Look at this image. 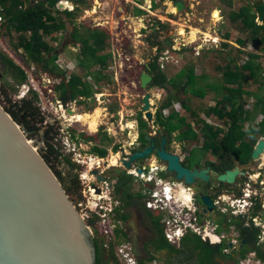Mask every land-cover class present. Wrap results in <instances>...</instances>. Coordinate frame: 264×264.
Here are the masks:
<instances>
[{
    "label": "rangeland",
    "instance_id": "1",
    "mask_svg": "<svg viewBox=\"0 0 264 264\" xmlns=\"http://www.w3.org/2000/svg\"><path fill=\"white\" fill-rule=\"evenodd\" d=\"M40 1L41 0H39V2ZM149 1L150 3L147 4L145 0H85L81 7H75L71 0H63L61 2L63 6L60 4L58 8L62 11L61 18L64 22H67V28L58 34L59 40L53 42L55 51L46 56V59L49 60L57 54L54 63L58 66V70H53V64H49L45 67L44 64L27 63L24 50H17L14 46V44L17 43V36L14 38L8 33H5L4 21L2 20L0 23V52L2 51L4 54L8 55L19 67H21L26 73L27 80H32L34 85L39 88L38 107L41 112V117L44 118V122L41 124H36V122L32 123L30 127L33 128L34 131L36 127L37 129L30 135H32V138L42 147L41 153L45 154L48 147L47 143L42 140L40 133L49 127H53V129L56 130L55 139L52 140L51 143L53 145L55 144L53 148L59 152L58 155H61V158L55 166V169L63 173L64 185L66 187L71 186V189H73L71 183L73 181H75L79 187V194H75L72 191L70 198L77 211L80 212V214L84 212V218L94 220V227H96V230L91 228L92 234L94 238L96 237L101 243H104V257L110 261L109 264H128L127 259H124L127 253H130L128 243L133 249L130 256L134 258L137 264H141L139 259L149 260L151 255H153L155 259L153 261H148V264H187L181 260L179 254L175 255L168 251L167 248L157 253L154 252L151 243L153 241L157 242L159 235L156 232L154 234L152 230L153 225L147 223L149 221H146V216L143 219L140 215H134L129 223L126 224L121 222L118 225L123 232L125 234L128 233L132 239L129 240L128 237L122 238L126 241L121 244L118 243L119 241H116L113 217L106 216L104 218H98V213L94 212V215L87 213L88 207L91 210V205L97 203L95 207L99 208L100 202L99 200L93 199V197L91 198L90 194L87 193L88 189L86 188V184L91 183L92 178H95L94 176H96V174H100L101 171L105 170H91L88 167L91 163H95V169L103 167L105 161L101 160V158H105L104 160L108 162L105 165L111 162V164H113L114 159L116 160L114 156L118 155L119 157L117 160L118 163L120 162L119 159L122 157L123 152L128 150L129 146L132 145L131 143L139 137L136 118L138 115L140 117L143 113V99L148 91L153 94V111L157 114L158 109L162 107L168 99V91L177 89L175 86L178 85L182 79H186L187 75L191 73L192 70H194L196 76L205 74L207 77L204 80L205 82L212 79L217 80V83L225 81L227 72L224 69L226 67L217 70V68H215V63H212V60L216 57V54H214L215 52L219 54V50L229 52L231 56L237 60L238 64L243 65L244 62L251 57L248 52L254 51L258 53L261 52V57L257 59L262 63V68L260 69L261 73H259L258 76L260 80L256 82V79H251L250 85L245 86L250 90V93L246 92L244 94L246 100L244 104L247 108H252L254 103L259 99V96L264 97V85L262 84L264 81V49H256L254 41L251 40H248L247 44L240 43L237 40L235 32L230 38L225 37V34L229 31L232 12H238L245 4H255L256 0H236L233 7L225 6L221 0H186L188 7L183 12L173 10L174 8L177 9L175 6L177 0H165L163 2L158 0L156 3H153L151 0ZM36 3V0H34V4L32 5L26 3V7L36 5ZM75 8H78V12H76L77 18L74 24L70 25L64 11L73 10ZM217 9L220 10L218 17L214 14V11ZM3 10L0 8L2 15ZM259 21L262 23L261 20ZM81 25H86L91 28H101L107 31L111 37L110 41H108L109 49L107 50L109 52L108 54L112 55L110 62L111 66L105 70L97 66L103 73L107 74L108 80L104 81L101 86V93L97 94L94 98H72L70 97L71 91L68 89L65 95L66 102H63L61 101V89H59L58 86L63 83L66 85L72 74L81 75L84 77V80L92 81L91 76L85 77V70V72L79 70L80 63L85 60V56L81 53L83 44L71 38L74 33V28H79ZM166 37H169L173 42L172 46L165 44L164 40ZM242 37L248 38V35L242 34ZM64 40H69L70 42H66L65 45L63 44V47L62 42ZM226 44H229V46ZM208 50H214L215 52L211 53V57L206 59L204 57V51ZM101 54L104 53L102 52ZM213 54L214 57H212ZM222 62L225 63L223 60ZM226 62H228L227 59ZM151 65H156L160 71L165 72V75L168 77V82L162 87H151L148 91H145L141 88V75L146 71L147 66ZM3 71V65L0 63V103L5 108L8 104L1 92L3 83L5 82V79L2 77ZM60 71L64 73H60ZM99 78L104 79V76L100 73ZM105 78L107 79V77ZM6 81H8L10 85L16 86L13 78L8 77ZM196 83H198V80ZM209 88L211 87H201L200 91L206 93L203 96L194 94L195 99L193 102L196 104H203L199 110L202 117H204L205 114L203 108L215 105L216 98H219L220 93L223 91L218 87L215 89L211 88V90L208 91ZM20 91H23V94H21ZM31 92L32 90L29 91L26 85L19 86L17 91L13 90L11 87L9 88V96L13 101H18L25 96L32 97ZM177 95L180 101L193 96L191 90L185 94V88L179 91L177 89ZM237 105H239V103H237ZM175 107L177 110L179 109L183 115H189L183 103L178 102ZM259 107L264 108V100ZM98 109L104 112L98 130L103 127L111 134L113 133L112 136L110 134L108 135L110 139H114L113 143V140L109 141L108 138H105V144L107 143L105 145L106 148H102L103 144L100 145L101 143L99 141L102 138H100V136L98 138V131L92 132L90 130V125H88L86 121L70 120L72 119V117H70L72 115L69 111L74 110L76 113L88 112L91 115ZM167 113L168 115L171 114L172 109L171 112L168 110ZM65 115L66 118L64 117ZM143 119L148 120L146 114L143 115ZM191 119L192 118H189V120ZM261 119L262 113H259L257 120ZM154 121L155 122L150 125L152 133H154V135L155 133L165 135V133H163L164 129L161 127L160 123H156V116ZM79 122L84 123L81 124ZM206 122L210 123V118L207 117ZM177 123L179 126H183L182 122ZM213 123H216V121H213ZM218 124L222 126V123L218 122ZM248 125L249 122H245V128ZM194 127L196 131H200L202 125ZM178 133L179 132L176 131V133L172 135L171 147L179 153L183 152V154H187V156L189 154L190 157L186 160H188L191 165L198 162L202 163L203 156L198 149L184 151V144L177 138ZM90 136L95 139L87 140ZM71 138L75 140V143L70 145L69 141L72 140ZM260 138L261 136H259V139ZM187 146L189 145L187 144ZM93 147L94 149L91 150ZM116 147H120L118 152H114ZM96 148L107 149V155L104 157V155L99 154V152L95 151ZM143 161L144 160L139 161L137 165H141ZM259 161L258 163L256 162L253 168L264 166V161L261 159ZM148 162L150 166H157L158 163H161L156 156L152 157ZM248 168L252 167L248 165ZM259 171H263V180H261V184L263 185L262 189L264 194V169ZM85 174L88 176L87 179H83ZM153 175L154 174H152V176ZM258 175L260 174L258 173ZM153 177V183L158 184L157 189L160 192L162 184L168 180L165 181L158 176ZM137 186L138 185L134 186L133 192L137 191V189H141ZM103 187L105 191H109L108 194L111 196V187L109 186L110 190L107 188V185ZM155 187L154 185V188ZM246 188L249 190H251V188L255 189V185H252V187L246 185ZM80 189L83 190V193L80 192ZM125 191L126 194L129 193L128 188H126ZM84 199H86V201H84ZM85 203H87L88 207L83 206V208H81L80 205H84ZM262 204V209L258 210L256 219L254 220L255 226L259 230H262L261 235L264 232V198ZM163 206L175 209L173 203L164 204ZM81 209L82 212L80 211ZM222 209L225 210V208ZM241 210L244 211L243 209ZM151 213L153 217L160 216L161 219L167 214L159 210L151 211ZM96 218L98 219L97 221ZM164 219L166 220V218ZM87 223L88 222H86V224ZM161 223L163 224L162 220ZM246 223H248V221H246ZM146 226H148V228H146ZM201 228H205L204 231L200 230ZM201 228L197 235L201 237L204 243L212 245L213 242L206 236V234L212 230V226L206 222ZM164 229L168 230L170 228L165 226ZM174 230L172 225L169 232L173 236L175 243L169 242L175 248L180 249L182 240L179 236L176 237ZM180 235L182 234L180 233ZM213 239V241H215V238ZM146 243L150 244L147 249L145 248ZM111 246H113L114 256L116 251H121L119 253H121L122 261L117 260L118 258L115 256L117 261L113 262V256L110 253ZM225 252L224 250L223 256L220 254L217 255L218 257L214 258L212 264H232L230 263L232 262L231 260H227ZM244 261L247 262L249 259L246 258ZM251 261H253V259ZM250 264L254 263L251 262Z\"/></svg>",
    "mask_w": 264,
    "mask_h": 264
},
{
    "label": "trees",
    "instance_id": "2",
    "mask_svg": "<svg viewBox=\"0 0 264 264\" xmlns=\"http://www.w3.org/2000/svg\"><path fill=\"white\" fill-rule=\"evenodd\" d=\"M30 1L32 2V0H0V4L4 9V32L14 38L17 36V43H15L14 46L17 50H24L27 63L44 64L45 67L49 64H53V70H58V66L54 63L57 56L49 60L46 59V56L55 51L53 42L58 41V34L67 28V22H64L61 18L62 11L58 8L63 0H41L36 3V5L26 7V3H30ZM71 1L75 7H81L85 2V0ZM156 1L158 0H154L155 3ZM163 1L165 0H161V2ZM221 1L227 7H233L236 3V0ZM76 12H78V8L64 11L70 25L74 24L77 18ZM259 20H261L262 23ZM79 28H74L72 36L76 41L83 44L81 53L85 56V60L80 63L79 70H85V77L91 76L92 81L84 80V77L81 75L72 74L66 85L63 83L58 86V88L61 89V101L63 102H66L65 95L68 89L71 91L70 97L72 98H94L98 93H101V86L104 81L108 80L107 74L103 73L99 68L105 70L111 66L110 62L112 55L108 54L109 52L107 51L109 49L108 41H110L111 38L109 33L98 27L91 28L86 25H81ZM234 32L240 43L247 44V41L251 40L254 41L256 49H264V0H256L255 4H245L238 12H232L229 31L225 34V37L230 38ZM242 34L248 35V38H243ZM226 45L229 46V44ZM1 52L0 63L4 68L2 77L5 79L1 92L8 104V106H5V109L17 123L23 125V127L27 128L29 131L35 132L37 127L34 131L33 128L30 127L31 124L35 122L36 124H41L44 122V118L41 117V112L38 107V93L32 91V97L25 96L18 101H13L11 99L9 96V88L11 87L13 90L17 91L19 86L27 85L26 83L28 80L25 71L8 55ZM102 52L104 54H101ZM214 52V50L204 51V57L206 59L210 58V54ZM219 52L220 54L218 52L214 53L216 57L212 60V63H215V68H217V70L226 67L224 69L227 72L225 81H219L220 83H217V80L212 79L205 82L204 80L207 78L205 74L196 76L194 70H192L191 73L187 75L186 79H182L179 84L175 86L178 91L185 88V94L191 90L193 96L184 99V102H182L189 115L185 116L174 108V105L180 102V99L178 96L172 94L170 99L159 109L157 122L162 124L171 134L178 131L177 138L184 144V149L186 151L190 148L201 147L202 151L206 153L211 147L217 148L224 146L222 148L224 150H229L231 152L233 150H240L243 152V156L251 157L256 145V138L253 137L254 133L257 131L264 135V116L261 120H257L259 113L264 115V108L259 107L264 97L259 96L254 106L252 108H247L244 104L246 101L244 94L246 92L250 93V90L245 86L250 85L251 79H256V82L260 80L258 76L259 73H261L260 69L262 68V63L257 59L261 57V52L249 51L248 54L251 57L248 58L243 65L238 64L237 60L231 56V53L223 52V50H219ZM214 54L212 57H214ZM220 58L225 61V63L222 62ZM226 59L228 62H226ZM150 69H152L150 70L152 74L155 73L152 87H162L168 82V77L165 75V72L160 71L156 65H151ZM60 73L64 72L60 71ZM100 73L104 76V79L99 78ZM8 77L14 79L16 86L10 85V83L6 81ZM105 77H107V79ZM197 80L198 83H196ZM262 84L264 85V81ZM201 87H211L213 89L218 87L223 90L220 93V97L216 98L215 105L203 108L205 113L204 117L199 113L202 107L201 105L203 104H196L193 102L195 99L194 94L202 96L206 94L200 91ZM211 88H209L208 91H210ZM31 90L30 88V91ZM237 103H239V105H237ZM167 108H172V113L169 116H165L164 114ZM141 115V120L143 122V113ZM207 117L210 118V123L206 122ZM189 118L192 119L189 120ZM213 121H216V123H213ZM177 122H182L183 126H179ZM218 122L222 123V126L219 125ZM245 122H249L246 128ZM199 125H202V127L200 131H196L194 126ZM55 133L56 130H54L53 127H49L45 130L46 139L44 141L47 143L48 148L46 149V153L42 154L51 167L52 165L49 162L51 156L53 157V161L56 162L54 166L57 165L61 158V155H58L59 152L53 148L51 143L52 140L55 139ZM144 135L145 134H142L141 138H144ZM106 138H109V136L106 135ZM93 139L95 138L92 136L87 138V140ZM237 141L242 142L241 147L236 145ZM187 144L189 146H187ZM242 145H244V147ZM119 148L120 147H116L114 152H118ZM95 151L104 155V157L107 155V151L104 149L96 148ZM56 170L57 169H55V171ZM56 173L64 184L63 173L59 171H56ZM71 183L73 189H71V186L66 188L64 185L68 194L71 195L72 191L75 194H79L76 182L73 181ZM149 188L152 189L153 186L150 184ZM132 197L133 195L130 191L128 194H126L125 191L122 199L125 201L126 205H130L132 203ZM257 198L261 199L259 196ZM148 214L151 219L154 220L156 218L154 224L158 228L160 234L157 242L153 241L151 243L155 253L167 248L168 251L175 255L179 254L181 260L187 264H212L214 258L218 257L217 255H224L223 251L226 249V244L210 245L204 243L197 233L184 237L181 248H175L164 235L163 229L161 228V217H153L151 211H148ZM257 214L258 210L251 213L253 217ZM99 217L100 215H98V218ZM110 217L112 218L113 215L110 214ZM120 218L125 221L128 215L125 214ZM93 224L94 220L92 219L90 220V225L93 226ZM252 224H254L253 221ZM253 228L255 233L253 234L251 230H248L246 239L248 243L254 245L255 239L257 240L258 229L255 226H253ZM93 229L96 230V227L93 226ZM115 237L116 241H119L118 243L122 244L126 241L122 239L126 238V235L120 227L116 229ZM93 241L97 252L96 264H109L110 261L104 257V243H101L96 237ZM147 243L145 245L146 249L148 245H150ZM253 245H250V250L255 248ZM110 253L113 256V262H116L118 259L115 257L116 254L114 256L113 246H111ZM225 255L227 257V255L230 254ZM154 259L155 257L151 255L149 260L139 259V262L141 264H148V261H153Z\"/></svg>",
    "mask_w": 264,
    "mask_h": 264
},
{
    "label": "water",
    "instance_id": "3",
    "mask_svg": "<svg viewBox=\"0 0 264 264\" xmlns=\"http://www.w3.org/2000/svg\"><path fill=\"white\" fill-rule=\"evenodd\" d=\"M175 6L178 12H183L188 4L186 0H177ZM164 42L173 45L169 37ZM153 81L150 72L142 73L144 90H148ZM152 107V94L147 93L143 111L150 123L154 120ZM20 126L0 103V264H96L94 236L87 221L77 211L60 177L43 157L42 147L30 137L27 128ZM41 137L46 139L44 131ZM145 139L149 144L143 151L122 160L125 170L155 151L164 163L159 171L165 176L170 175L187 185L211 179L209 168L190 169L182 164L178 154L168 152L164 137L159 148L151 133ZM263 151L264 139H261L252 157L258 158ZM238 174L244 173L236 167L224 174L215 173V176L222 183H234ZM201 200L207 207L206 212L213 210V202L208 196Z\"/></svg>",
    "mask_w": 264,
    "mask_h": 264
},
{
    "label": "flooded vegetation",
    "instance_id": "4",
    "mask_svg": "<svg viewBox=\"0 0 264 264\" xmlns=\"http://www.w3.org/2000/svg\"><path fill=\"white\" fill-rule=\"evenodd\" d=\"M36 2L38 3L39 0H36ZM32 4H34V0H32V2L30 1V5ZM71 38L74 40L73 37ZM66 42L69 43L70 41L64 40L62 42V46ZM54 56H57V55L55 54ZM150 68L151 66H147L146 70L150 72V70H152ZM151 87H152V84L150 85V88ZM168 93H169L167 94L168 99L165 101V103L170 99L172 94H174L175 96H178L177 89L168 91ZM79 98H82V97H79ZM182 102H184V100L180 101V103ZM176 104L174 105V108H176L175 107ZM143 107H144V99H143ZM159 109H158V112H159ZM171 109L172 108L165 109L164 111L165 116L170 115V114L168 115L167 112L168 110L171 112ZM158 112L157 114L154 113V120L156 116L157 124H158L157 122ZM84 113H88V112H84ZM77 114H80V113H76L75 115ZM144 114L146 113L143 111V115ZM263 116L264 115L262 114V117ZM141 118H142L141 115L140 117L138 115V117L136 118L139 137L131 143L132 145L129 146L128 150L123 152L122 157L119 159L120 160L119 164L115 165V164H111L112 163L111 162L108 165H105L108 162L104 160L105 158H101V160L105 161L104 165L101 163L103 167H98L95 169V163H91L90 166L88 167L94 170H99V169H105V170L101 171L100 174L95 173L96 176H94L95 178H92L91 183L86 184V188L88 189L87 193L90 194L91 198L93 197V199L99 200L98 196L101 194H97V191H94V189L102 193L105 191L103 189L104 188L103 186L107 185L108 189L110 186L111 189L113 190V191L112 190L110 191L112 195L109 196L108 194L109 191H105V192L107 193L106 198L112 199V205L109 204V201L107 199H102V200L100 199L99 206H101V208L90 207L91 208L90 210L89 207L87 206V203H85L84 205L81 204L80 205L81 208H83V206L88 207V210H87L88 214L94 215L95 213H98L97 215H100V216L101 214H105L111 211V214L113 215V220H114V232H116V229H118L119 227L118 225L121 222L126 223V224L129 223L130 219L134 215H140V217H142L143 219L146 216L147 217L146 221H149L147 223L148 224L151 223L153 225L152 230L154 234L156 232L159 235L158 236L159 238L160 237L159 230L154 224L155 223L154 220L156 218L153 220L148 214V211H155V210H152L149 204L152 205L153 203V205L154 204L164 205V201L160 197H161L162 192L164 193L165 187L169 186L173 189H176L178 185H182L186 189H188V191L191 194L192 201H191V205L188 208L190 211H193L194 217L197 220L196 221L197 227L200 229L201 227H203L204 224H206V222H208V224L212 226V230H210L209 233L206 234V236H208V238H210L209 240L213 242L212 245H217L221 243L226 244L225 253L230 254V255H227V260L232 261L230 263L250 264L251 262H253L254 264H264V235H263L264 232L262 233L263 235L262 236L261 235L262 230H259L255 226V224H252V221L254 223V220L256 219L257 215L254 217L251 215V213H254L256 210L262 209V206H263L262 201L264 198V194H263V189H262L263 185L261 184V180H263L262 179L263 171H259V170L264 169V166H259L258 168H253V166L256 164V162L258 163L260 159L264 161L263 160L264 151L260 153L258 158H253L252 155L251 157L243 156V152L240 150H233L232 152L229 150H224L222 149L224 146H220L217 148L211 147L208 149V152L206 153L202 151L201 147L200 148L194 147V148H190L187 151H190L191 149H198L200 154L203 156V159H202V163L198 162V163H194L191 165L188 162V160H186L188 157H190L189 154L187 156V154H183V152L179 153L177 150L171 147V142L173 139L172 135L175 134L176 132L171 134L162 124H160L161 127H163L164 129L163 133H165V135H160L158 133H155L154 135V133H152L151 131L150 125H152L155 121L153 120V122L150 123L149 119L148 120L144 119V121L142 122ZM83 123L84 122H82L81 124ZM149 133H151L154 137H156L158 148L160 147L162 137L164 138L166 137L167 139L166 138L165 139L167 140V144H166L167 151L172 154H175V153L178 154L181 158L182 164L185 167H188L190 169L209 168L211 179L208 182H201L198 180V182L195 184L187 185L184 182L177 181L175 178H173L170 175L165 176L163 173L159 171L160 167H162L164 163L158 158V155L155 151L149 157L143 159L144 161L141 165H137V163L141 161V160H138L136 163L133 164V167L131 169L125 170V168L122 165V160L129 159L131 155H133L135 152L143 151L149 144V142L145 139V136ZM30 134H33V133L30 131ZM109 134L112 136L113 133L111 134L106 128L102 127L101 129L98 130L97 136L98 138L99 136L100 138H102L99 141L101 143L100 145L102 144L104 145V146L102 145V148H106L105 145L107 143L105 144V138H106V135L108 136ZM142 134H145L144 138H141ZM259 136H261L260 139H259ZM30 137L32 138V135H30ZM253 137L256 138V145L259 142V140L264 139V135L257 131L254 133ZM111 140H113L112 141L113 143L114 139H109V141ZM241 144L242 142L240 141H237L236 143L238 147L239 146L241 147ZM242 146L244 147V145ZM93 149L94 147L91 150ZM104 150H107V149H104ZM154 156H156L158 161L161 163H158L157 166H150V163L148 161L152 159V157ZM49 162L52 165V167H54L55 169L56 167L54 165L56 164V162L53 161L52 156L50 157ZM259 164H260V161H259ZM248 165H250L252 168H248ZM236 167L239 168V170L243 172L244 174L243 175L238 174L235 178L234 183H222L217 179V176H215V173H218L219 175L224 174L227 171L234 170V168ZM139 170L143 172L140 174L138 172ZM123 172H126V174L122 175ZM258 173L260 175H258ZM152 174H154L153 176H158L160 179L163 178L165 181L168 180L167 182L164 183L162 189H160L161 192L158 191L157 187L155 188L153 187L152 189L149 188L148 182L149 180L153 179ZM84 176H86V174ZM84 176H83V179H84ZM100 177H102V179H100ZM136 185H138L137 187L141 189H137V191L133 192L134 186ZM246 185H249V187H252V185H255V189L251 188V190H249L246 188ZM66 188H68V186ZM126 188H128L131 194L133 195L132 203L130 205H126L125 201L122 199ZM80 192L83 193V190L80 189ZM203 196H208L210 200L213 202L214 208L212 211H208V212L205 211L207 207L203 204L201 200ZM258 196L261 199H258L257 198ZM113 199L115 200L114 206H113ZM84 201H86V199H84ZM233 207L235 209H233ZM222 208H225V210H223ZM242 208H244L243 209L244 211L241 210ZM80 211L82 212V209ZM163 213L165 214V212ZM82 214L85 215L84 212H82ZM125 214L128 215V218L125 221H123L120 217H122ZM165 215H164V218H166ZM164 218L162 219V222L167 227V224ZM97 220L98 219L96 218V221ZM86 221L88 222V224H90L89 219H86ZM246 221H248V223H246ZM163 224L161 223V228L163 229L164 235L166 237L165 232L167 230L164 229L165 226ZM253 226H255L258 229L257 240L255 239L254 245L251 243H248L246 239V233L248 232V230H251L253 234L255 233ZM173 227L175 229L177 227V224L173 223ZM146 228H148V226H146ZM204 229L201 228L200 230L204 231ZM125 235L126 237L129 238V240H132L131 236H129L128 233H126ZM213 237L218 238V240L213 241L214 240ZM128 245L130 244L128 243ZM250 245H253L255 248L253 250H250L249 249ZM129 248L131 249V252H132L133 249L131 248V245L129 246ZM246 258L249 259V261L247 262L244 261V259ZM252 259L253 261H251Z\"/></svg>",
    "mask_w": 264,
    "mask_h": 264
},
{
    "label": "bare ground",
    "instance_id": "5",
    "mask_svg": "<svg viewBox=\"0 0 264 264\" xmlns=\"http://www.w3.org/2000/svg\"><path fill=\"white\" fill-rule=\"evenodd\" d=\"M176 10L177 9L175 8L174 11H176ZM219 12H220V10H218V9L214 11V14H215L216 17L219 16ZM196 30H198V29H196ZM213 38H215V37H213ZM146 71L149 72L148 70H146ZM26 86H27L29 91H30V88H31L32 91L37 92V93L39 92V88L34 85V82L32 80H29V84L26 85ZM149 89H150V86H149ZM148 93H151V92H148ZM152 104H153L152 112L154 113V111H153L154 110L153 94H152ZM61 108H62V106H61ZM75 114H76L75 111L72 110V114H71L72 116H70V117H72V119H70V120L86 121L88 123V125H90L91 130L93 132H96V131H98V128L100 126V120H101L104 112H103V110L98 109L95 113H93L91 115L89 113L77 114V115H75ZM64 117L66 118V116H64ZM21 127L24 128L23 125L20 126V128ZM118 157H119V155L118 156H114V158H116V160L114 159V163L113 164H115V165L119 164L118 160H117ZM84 179H87V175L84 176ZM96 196H97V194H96ZM164 200L168 204L169 203H173V204H175L176 206H179V207H189L190 204H191V201H192V197H191V194L188 191V189H186L182 185H178L176 191H173V189L171 187L167 186L166 189H165V193H164ZM210 236H211V234H210ZM213 238H215V241L218 240V238H216V237H213Z\"/></svg>",
    "mask_w": 264,
    "mask_h": 264
},
{
    "label": "built area",
    "instance_id": "6",
    "mask_svg": "<svg viewBox=\"0 0 264 264\" xmlns=\"http://www.w3.org/2000/svg\"><path fill=\"white\" fill-rule=\"evenodd\" d=\"M0 8H2V10H3V7H2V5L0 4ZM1 12L2 11H0V23L2 22V20H3V15L1 14ZM72 139V138H71ZM70 143V145H71V143H72V140H70L69 141ZM54 147H55V144L53 145ZM83 176V175H82ZM156 187H157V185H155ZM94 191H96V189H94ZM176 191V190H175ZM100 194L101 195H99L98 196V198H99V200L101 199H107L106 198V192L104 191V192H100ZM108 201H109V204L110 205H112V199H107ZM114 200V199H113ZM114 202V201H113ZM152 203V202H151ZM164 204H168V203H166V202H164ZM95 205H96V203H95ZM95 205H91V206H94L95 207ZM97 206V205H96ZM149 206H150V208L152 209V210H159V211H162V212H165V213H167L166 214V220H165V222H166V224H167V227L168 228H170L171 229V226L173 225V223H177L178 221H180V218H178L177 216H176V214L178 213L177 211H176V209H172V208H169L168 206H163V205H157V204H154L153 205V203H152V205L151 204H149ZM99 208H101V206H99ZM185 215H186V219H182L181 220V222H184L186 225H189V226H191L193 229H194V231L195 232H199V228L197 227V225H196V218L194 217V214H193V211H186L185 212ZM170 229H168L166 232H165V234H166V237H167V239L170 241V242H172V243H175V241H174V239H173V236L171 235V233L169 232L170 231ZM177 232H179V231H177ZM175 234H178V233H175ZM176 237H178V236H176ZM119 252H121V251H116V257L118 258V260H120V261H122V257H121V253H119ZM127 257V258H126ZM126 257H124V259H127V263L128 264H137L136 263V261L134 260V258H132L131 256H130V253L128 252L127 253V256Z\"/></svg>",
    "mask_w": 264,
    "mask_h": 264
},
{
    "label": "clouds",
    "instance_id": "7",
    "mask_svg": "<svg viewBox=\"0 0 264 264\" xmlns=\"http://www.w3.org/2000/svg\"><path fill=\"white\" fill-rule=\"evenodd\" d=\"M153 2H154V0H153ZM154 82V81H153ZM177 109V108H176ZM179 110V109H178ZM75 143V140L74 139H72V143L71 144H74ZM53 145V144H52ZM55 170V169H54ZM92 170V169H91ZM56 172V171H55ZM57 174V173H56ZM153 179H154V177H153ZM153 179L152 180H149V182H148V184L150 185H152L153 187H154V185H157L158 186V184H155V183H153ZM62 181V180H61ZM63 183V182H62ZM64 185V184H63ZM163 185L164 184H162V187H163ZM65 187V186H64ZM167 187V186H166ZM166 187H165V189H166ZM147 189H148V187H147ZM173 189V188H172ZM175 190H177V188L176 189H173V191H175ZM96 191H98V190H96ZM161 192V191H160ZM164 193H165V190H164ZM164 193L162 192V194H161V197L160 198H162V200L165 202V200H164ZM97 194H100V193H97ZM70 196V195H69ZM114 202H113V206L115 205V200H113ZM173 206L175 207V209H176V211L178 212L177 214H176V216L178 217V218H180V221H178L177 223H175V224H177V227L175 228V230H174V233H178L177 231H179L182 235H180V233H178V234H176V236H179V238H181V240H183V238L184 237H186L187 235H192L193 233H196L195 231H194V229L191 227V226H189V225H186L184 222H181V220L182 219H186V215H185V212L186 211H190L189 210V208L188 207H177L175 204H173ZM233 209H235L234 207H233ZM242 209H244V208H242ZM110 214H111V211L110 212H108V213H105V214H101V216L99 217V218H104V217H106V216H109L110 217ZM242 214V213H241ZM83 215V214H82ZM112 215V214H111ZM85 215H83V217H84ZM85 220H86V218H85ZM90 220H92V219H89V221ZM114 222V221H113ZM87 225H88V223H87ZM88 227H89V229L92 231V229H93V226L92 225H88ZM92 228V229H91ZM125 247H126V245H125ZM128 248H129V245H128ZM126 250H127V247H126ZM129 250H130V253H132L131 252V249L129 248ZM128 251V250H127Z\"/></svg>",
    "mask_w": 264,
    "mask_h": 264
},
{
    "label": "crops",
    "instance_id": "8",
    "mask_svg": "<svg viewBox=\"0 0 264 264\" xmlns=\"http://www.w3.org/2000/svg\"><path fill=\"white\" fill-rule=\"evenodd\" d=\"M152 2H153V0H151ZM136 2V1H135ZM145 2H147V4H149L150 3V1L149 0H145ZM154 3V2H153ZM61 5H63V4H61Z\"/></svg>",
    "mask_w": 264,
    "mask_h": 264
}]
</instances>
